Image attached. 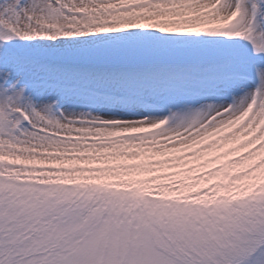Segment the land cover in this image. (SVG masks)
Returning a JSON list of instances; mask_svg holds the SVG:
<instances>
[{
	"label": "snow or ice",
	"instance_id": "obj_1",
	"mask_svg": "<svg viewBox=\"0 0 264 264\" xmlns=\"http://www.w3.org/2000/svg\"><path fill=\"white\" fill-rule=\"evenodd\" d=\"M0 264H264V0H0Z\"/></svg>",
	"mask_w": 264,
	"mask_h": 264
}]
</instances>
